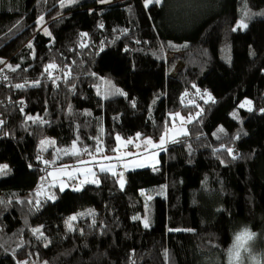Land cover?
<instances>
[{"label": "trees", "instance_id": "trees-1", "mask_svg": "<svg viewBox=\"0 0 264 264\" xmlns=\"http://www.w3.org/2000/svg\"><path fill=\"white\" fill-rule=\"evenodd\" d=\"M259 10L0 0V264H229L244 229L256 234L245 264L264 257V17L233 31ZM176 114L194 119L155 170L123 172V187L121 173L96 172L38 197L49 172L114 154L117 136L158 140Z\"/></svg>", "mask_w": 264, "mask_h": 264}, {"label": "rangeland", "instance_id": "rangeland-1", "mask_svg": "<svg viewBox=\"0 0 264 264\" xmlns=\"http://www.w3.org/2000/svg\"><path fill=\"white\" fill-rule=\"evenodd\" d=\"M113 1L114 0H106V2L102 4H110ZM245 13H246L245 11H241L240 20L243 19L244 22L247 23V25L249 19L251 18L264 17V15H262L264 14V10H259L254 13L249 12L247 13L246 16ZM240 20L238 21V23L240 22ZM237 29L245 30V28H237ZM245 101L242 104H244ZM251 106H252L251 103L245 104V106L242 109L250 110ZM193 119L194 118L192 117H184L180 114L173 115L171 117V123L167 129L168 136L165 138L166 142L163 146V149L146 144L145 141L150 137L141 138L139 136V138H137V136H135L129 140L121 138L120 140H117V150L112 155H102L96 158L93 157L87 160L86 163H83L81 166L78 167H73V168L65 167L51 171L49 172L48 181L41 187L37 195L40 194L41 197L40 196L38 197L43 199L44 194H47L50 188L56 186L63 188V190L69 188H72L74 190L77 189L80 190L83 184L93 183L92 181L96 180V172H109L112 174L113 171L115 173H123V172H132L143 169H154L153 164H155V168H158L161 164V155L164 152H166L168 144L172 141H176L179 138H181L184 135L183 132L184 131L187 132V126L193 121ZM128 141H132V142L128 143ZM152 141L154 142V144H159L160 139L158 140L152 139ZM75 151H78L80 153V150L77 146ZM106 157H109L111 159H105ZM5 164L8 165L7 163H3L0 165H5ZM138 165H144V166H138ZM101 166H104L105 168H111L112 171H101L100 170ZM61 169H64V171H61ZM81 181H85V182L81 183ZM142 219L144 222L145 217H143ZM150 227L151 224L148 228ZM245 254H247V252L244 253V256ZM255 261H256L255 259H252L253 264H255Z\"/></svg>", "mask_w": 264, "mask_h": 264}, {"label": "snow or ice", "instance_id": "snow-or-ice-1", "mask_svg": "<svg viewBox=\"0 0 264 264\" xmlns=\"http://www.w3.org/2000/svg\"><path fill=\"white\" fill-rule=\"evenodd\" d=\"M76 0H61V6H65V4H72V3H75ZM106 0H100V3H105ZM164 2V0H144V6L145 8H147L149 5H161L162 3ZM247 15V13H245V16ZM264 15V14H262ZM44 22V17L41 16L38 20V23L42 24ZM101 27H103V25H101ZM248 25L247 23L244 22L243 19L240 20V22L238 23V25L233 28V31H236L237 28H247ZM45 35H48V36H51V32L48 31L47 28H44L43 29ZM82 36H87V33H83L81 34ZM81 47H84L85 45L83 43H81L80 45ZM28 47H32L31 44L28 45ZM2 63H5L3 60H0V64ZM7 67L11 70V71H16V68L19 67V65H17L16 67H13L12 65H7ZM56 65L54 64H49L47 66V68L45 69V71H48L49 69H52V68H55ZM6 78V77H5ZM15 87L17 88H22L24 87V85L22 84H17L15 85ZM116 92L123 95L124 93H122L119 89H116ZM251 102L250 101H245L244 104H241L240 107L243 108L245 106V104H250ZM233 116H236V113H233ZM29 120H32L33 117H28ZM190 122V121H189ZM3 121H0V124H2ZM221 131H223V129H221ZM184 135H187V132L184 131L183 132ZM140 134L137 133V138H139ZM168 136V132L165 131L164 135H162L160 137V142L159 144H154V142L152 141L151 138H148L145 143L148 144V145H152L153 147H157V148H161L163 149V146L166 142L165 138ZM117 140H120L121 138L119 136L116 137ZM132 141H128V143H131ZM47 143H51L49 141H41V145H45ZM72 149L73 151L71 152V154L73 155H78L79 152L78 151H75L76 149V145L73 144L72 146ZM102 149L98 146L96 148V151L97 152H100ZM117 149H114V151H116ZM83 151H87V149H84ZM229 152H231L232 150L231 149H228ZM65 154H68V150H65ZM89 155H91V153H89ZM105 159H111L109 157H106ZM45 164H49L51 163V161H44ZM80 163H86L84 161H81ZM138 166H144V165H138ZM67 167V166H65ZM153 168L155 170V164H153ZM8 169V165H0V173H5V170ZM101 171H112L111 168H105L104 166H101L100 168ZM61 171H64V169H61ZM113 175H116V173L113 171L112 172ZM51 175V173H50ZM94 175V173H93ZM120 178H121V187H123V174L121 173L120 174ZM85 181H81V183H84ZM93 183H98V181L96 180H93L92 181ZM78 190V189H77ZM61 191H63V188H61ZM52 198V197H50ZM148 199H151V197H148ZM37 203H39V201H37ZM89 215H91V211L88 213ZM80 215H84V213H80ZM77 219V216H71L68 218V220L66 221V224L69 228L70 231L74 230L73 228V224L72 222L75 221ZM134 219H139V217H134ZM144 227L145 228H148L150 226V223H149V220L147 218L144 219ZM169 231H171V229H169ZM34 233H40L42 235V232L39 228L37 229H34L33 230ZM256 238V234L251 232L249 229H244L242 230L241 232L237 233L235 235V241L233 243V245L231 246V248L228 249V252H227V256H228V262L229 264H245V260L247 259L245 256H244V253L246 252H249L250 248H251V244L252 242L255 240ZM252 259H255V258H252ZM22 264H28L27 261H24L22 262ZM256 264H264V257H261L260 260H257L256 261Z\"/></svg>", "mask_w": 264, "mask_h": 264}, {"label": "built area", "instance_id": "built-area-1", "mask_svg": "<svg viewBox=\"0 0 264 264\" xmlns=\"http://www.w3.org/2000/svg\"><path fill=\"white\" fill-rule=\"evenodd\" d=\"M117 178H120V174L117 176ZM38 196H40L41 197V195L39 194Z\"/></svg>", "mask_w": 264, "mask_h": 264}, {"label": "crops", "instance_id": "crops-1", "mask_svg": "<svg viewBox=\"0 0 264 264\" xmlns=\"http://www.w3.org/2000/svg\"><path fill=\"white\" fill-rule=\"evenodd\" d=\"M66 190V189H65Z\"/></svg>", "mask_w": 264, "mask_h": 264}]
</instances>
